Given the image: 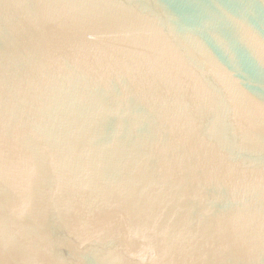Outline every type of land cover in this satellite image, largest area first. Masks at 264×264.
Returning a JSON list of instances; mask_svg holds the SVG:
<instances>
[{"label": "water", "instance_id": "water-1", "mask_svg": "<svg viewBox=\"0 0 264 264\" xmlns=\"http://www.w3.org/2000/svg\"><path fill=\"white\" fill-rule=\"evenodd\" d=\"M0 264H264V0H0Z\"/></svg>", "mask_w": 264, "mask_h": 264}]
</instances>
